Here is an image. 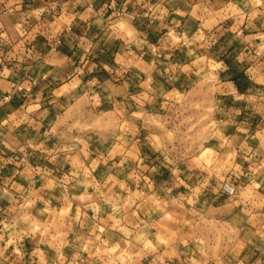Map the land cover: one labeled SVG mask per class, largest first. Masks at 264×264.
I'll list each match as a JSON object with an SVG mask.
<instances>
[{
  "label": "crops",
  "instance_id": "crops-1",
  "mask_svg": "<svg viewBox=\"0 0 264 264\" xmlns=\"http://www.w3.org/2000/svg\"><path fill=\"white\" fill-rule=\"evenodd\" d=\"M203 82L206 149L232 159L181 179L180 198L224 201L228 235L207 245L200 208L154 202L147 132L97 126ZM263 134L264 0H0V264H264Z\"/></svg>",
  "mask_w": 264,
  "mask_h": 264
},
{
  "label": "rangeland",
  "instance_id": "rangeland-1",
  "mask_svg": "<svg viewBox=\"0 0 264 264\" xmlns=\"http://www.w3.org/2000/svg\"><path fill=\"white\" fill-rule=\"evenodd\" d=\"M140 111L134 115L129 114L128 116L131 118L127 119L128 116L126 117V115L122 116L120 113H113L104 109L102 113H99L97 126L103 134L111 135L118 130L128 131L134 124L141 127L142 133L145 130L147 132L145 141L147 142L146 145L149 146L147 152L149 162L147 164L150 163L145 174L150 175L157 182L158 188L156 191L153 190L156 192L153 200L157 207L164 205L176 209L178 212L180 210L185 216H190L191 208L195 207V210H198L196 207L200 208L199 213L196 214L198 221L195 225L205 236L206 245L209 242L208 239H214L215 243H221L223 236L228 235L227 229L223 226L225 225L223 222L224 208L220 207L224 203L222 197L215 201V206L219 207L220 210L207 207L208 200L200 201L198 204L190 198H180V192L187 194L186 191L191 190V187H185V183L181 185L180 183L185 177L189 178L191 175H196L194 165L200 167L199 173H203L202 180L212 174H216V177L220 179L219 177L225 174L223 171L227 169L232 160L231 158L228 159L227 166L224 168L223 160L226 157L206 149L212 144L209 139L214 128H217L216 120L220 114L216 92L210 84L203 82L197 87L194 86L184 91L183 95L172 103L161 108L154 105L147 115ZM125 112L123 110V114H126ZM89 123L88 125L94 127L92 122ZM45 129L49 130L51 134L49 128ZM45 129L43 133L50 136V134L45 133ZM257 141L262 144L258 163L261 166L260 171L264 173V134L259 136ZM207 185L204 183L203 186H200L205 188ZM231 192V196L239 194L237 188L232 189ZM230 202L233 203L234 201ZM232 218L237 222L238 216H232ZM230 234L231 237L235 236ZM228 239L229 237H227Z\"/></svg>",
  "mask_w": 264,
  "mask_h": 264
},
{
  "label": "built area",
  "instance_id": "built-area-1",
  "mask_svg": "<svg viewBox=\"0 0 264 264\" xmlns=\"http://www.w3.org/2000/svg\"><path fill=\"white\" fill-rule=\"evenodd\" d=\"M34 1H36V0H25V2H27V3H32V2H34ZM16 91L19 92V93H21V95H22L23 97H27V96L29 95V91L26 90L25 88H23L22 85H18V86L16 87ZM13 98H14V94H8V95L4 96V100H12ZM45 133H46V134H50V131L47 130V129H45ZM43 169H47V166L44 165V166H43Z\"/></svg>",
  "mask_w": 264,
  "mask_h": 264
}]
</instances>
